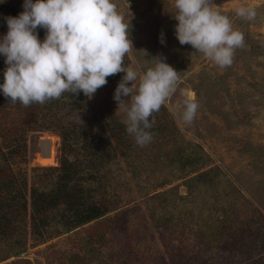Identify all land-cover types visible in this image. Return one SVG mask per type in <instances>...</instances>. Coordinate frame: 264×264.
I'll return each instance as SVG.
<instances>
[{
	"label": "trees",
	"instance_id": "obj_1",
	"mask_svg": "<svg viewBox=\"0 0 264 264\" xmlns=\"http://www.w3.org/2000/svg\"><path fill=\"white\" fill-rule=\"evenodd\" d=\"M124 65H128L126 57ZM120 74L108 77L106 85ZM3 101L0 105V245L7 244L17 251L0 261L23 253L27 234L41 244L50 235L55 238L106 219L104 231L100 229L84 243L85 257L73 254L64 263L57 258L47 264H92L99 259L92 256L98 253H108L113 264H124L119 263L120 256L113 253L111 243L124 248L127 243L123 238L128 241L130 231L144 232L148 223L152 226L149 236L152 233L158 236L164 254L144 257L127 253L125 261L129 264H264V236H259L264 219L212 166L198 144L184 140L173 144L178 136L173 123L158 120L150 129L151 143L139 147L115 116L108 119L105 127L78 125L87 107L83 93L79 96L65 93L59 100L29 107L9 104L6 98ZM90 119V124H94V116ZM28 131H52L61 141L58 164L41 168L42 175H36L29 188L25 175L15 174L10 168L16 160L21 162L25 158ZM69 140L72 145L80 144L85 153L81 158L73 155L71 161L68 159L72 152ZM41 147L42 152L47 150L51 154L48 143ZM143 159L167 170L160 181L149 183L142 179L141 174L152 172L147 166H134L136 160ZM111 165L119 172H128L134 183L132 187L141 197L148 196L144 203L149 205L146 210L149 222L142 217L133 219L136 230L132 229L129 216L139 206L119 210L131 201L110 199ZM177 181L184 188L183 195L178 194L177 185L163 189ZM116 210L112 218L107 217ZM185 221L197 225L196 230H185ZM51 226L55 228L53 232L49 230ZM190 235L195 239L188 243L186 239ZM244 237L251 244L249 247ZM34 262L17 259L11 264Z\"/></svg>",
	"mask_w": 264,
	"mask_h": 264
},
{
	"label": "rangeland",
	"instance_id": "obj_2",
	"mask_svg": "<svg viewBox=\"0 0 264 264\" xmlns=\"http://www.w3.org/2000/svg\"><path fill=\"white\" fill-rule=\"evenodd\" d=\"M113 2L124 16L125 22L131 21L130 38L134 50L125 56L128 61L126 67L130 66L140 74L154 66L155 60L152 57L163 56L166 58L165 62L180 76L177 92L159 112L150 117L153 126L160 119L167 124L173 123L178 134L173 144L179 143L180 140L198 144L210 158L212 166L232 183L264 219V0H214L218 10L230 18L233 28L242 32L245 38V47L236 50L232 65L225 69L218 68L199 53L193 52L191 46L179 44L175 37L177 22L172 18L176 12L174 0H128L130 7L127 0ZM23 4L24 0H0V37L8 31L5 18L17 17L24 10ZM240 6L255 8L257 12L255 20L246 21L237 17L235 9ZM37 33L39 39L43 41L45 30L37 29ZM161 33L164 44L160 43ZM4 59L0 55V84L4 82L3 73L6 67ZM123 75L121 73L112 83L99 88L91 100L87 98V107L83 110V118L79 120L78 125L87 128L98 125L105 127L112 116L121 122L125 119V113L117 111V104L113 99L115 89ZM188 96L199 105L191 125L180 119L182 107L177 109V105H182ZM4 99L3 93L0 92V105L4 103ZM91 116H94V124H90ZM69 141L72 145V140ZM25 142V158L20 160L21 162L16 160L17 163L10 168L15 174L25 175L29 188L35 176L42 175L41 168L55 167L58 164L61 141L57 133L52 131H28ZM44 143L51 147V154L47 150L42 152L41 146ZM70 150H72L68 157L70 161L73 155L81 158L85 154L80 144L72 145ZM135 162L134 166H147L148 171H152L150 174L145 172L141 174L142 179L148 180L149 183L160 181L162 175L167 173L163 166L152 164L145 159ZM120 167L126 170L123 164H120ZM110 168H112L110 199L131 201L119 210L139 206V210L129 216L133 223L132 229L136 230V222L134 223L133 219L142 217L149 222L146 212L149 205L144 203L148 196L141 197L137 193L136 188L132 187L134 183L128 172H119L115 165H111ZM108 177L106 174V180ZM174 185L178 187V194L183 195L184 188L180 186V181L163 189ZM117 211L110 212L107 217L112 218ZM105 220L87 224L55 238L50 235L41 244L27 234L26 250L17 257L14 255L1 260L0 264H11L17 259L35 260L36 262L32 264H47L53 263L51 261L57 258L64 263L73 254L85 257L84 243L100 229L104 231L107 224ZM185 224L187 225L185 230L194 231L197 228L193 223ZM54 229L51 226L49 230L53 232ZM143 231L137 233L130 231L127 235L128 241L123 238V242L127 243L124 248L114 242L111 243L113 253L120 256L119 263L129 264L125 261L127 253L144 257L164 254L158 236L155 233H152V237L149 236L152 231L150 223ZM259 236H264V227L259 228ZM194 239L195 237L190 235L186 240L191 243ZM244 240L249 247L251 244L247 237H244ZM16 251L7 244L0 245V259ZM107 256L108 253L95 254L92 257L99 259L93 260L92 264L96 262L113 264Z\"/></svg>",
	"mask_w": 264,
	"mask_h": 264
},
{
	"label": "clouds",
	"instance_id": "obj_3",
	"mask_svg": "<svg viewBox=\"0 0 264 264\" xmlns=\"http://www.w3.org/2000/svg\"><path fill=\"white\" fill-rule=\"evenodd\" d=\"M173 6L179 44L191 46L220 69L230 67L245 38L214 0H174ZM23 9L5 18L8 31L0 37L6 65L0 92L9 104L43 105L65 93H83L91 100L108 77L123 73L113 95L117 111L125 113L122 123L137 146L151 143L150 117L177 92L180 76L163 56L152 57L154 66L140 74L125 67L124 57L134 50L131 21L125 22L113 0H24ZM235 14L246 21L257 16L251 6L237 7ZM37 29L45 30L43 41ZM181 107L180 119L191 125L198 103L188 96Z\"/></svg>",
	"mask_w": 264,
	"mask_h": 264
}]
</instances>
